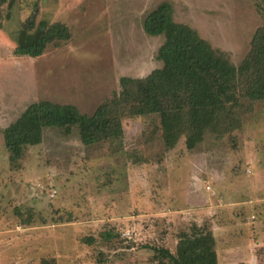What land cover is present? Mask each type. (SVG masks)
<instances>
[{"label":"rangeland","instance_id":"rangeland-1","mask_svg":"<svg viewBox=\"0 0 264 264\" xmlns=\"http://www.w3.org/2000/svg\"><path fill=\"white\" fill-rule=\"evenodd\" d=\"M165 2L235 66L264 25V0H0V264H161L153 249L175 251L195 225L214 233L218 264H264V204L247 200V184L264 191V101L240 130L208 133L192 151L184 140L167 149L159 117L143 116L93 146L45 129L40 145L10 162L3 132L30 104L93 115L122 77L163 66L165 38L148 36L144 22ZM30 19L66 25L71 40L17 57ZM240 198L249 205L233 203Z\"/></svg>","mask_w":264,"mask_h":264},{"label":"trees","instance_id":"trees-1","mask_svg":"<svg viewBox=\"0 0 264 264\" xmlns=\"http://www.w3.org/2000/svg\"><path fill=\"white\" fill-rule=\"evenodd\" d=\"M144 31L150 37L165 38L158 52L161 68L144 78L122 77L120 92L103 102L93 115L82 114L72 104H30L3 132L10 162L17 165L29 147L40 145L45 129H58L66 136L76 132L83 145L93 146L122 138L124 122L143 116L159 117L167 149L184 140L192 151L208 133L222 138L240 130L255 104L264 101V25L255 33L250 52L239 66L196 28L178 23L170 2L147 16ZM70 40L66 25L37 24L30 19L19 32L15 55L38 58L49 47L60 48ZM87 243L93 244V240ZM216 246L212 230L207 225H195L189 233L181 234L175 251L153 250L161 264H218ZM40 264L56 263L45 260Z\"/></svg>","mask_w":264,"mask_h":264},{"label":"crops","instance_id":"crops-1","mask_svg":"<svg viewBox=\"0 0 264 264\" xmlns=\"http://www.w3.org/2000/svg\"><path fill=\"white\" fill-rule=\"evenodd\" d=\"M247 191H248V195H249V198H247V200H248V202L250 203L251 201V205H254L255 204V202H254V200L256 201V203H260L261 202V204H264V191L262 190L260 193H262V194H259L258 192L259 191H256V192H254L251 188H250V186H249V184H247ZM248 202H245V203H242V200H241V198L240 199H236L235 201H233V203H235V205H238V206H240V205H242V204H245V205H249V203ZM255 206V205H254ZM262 206V205H261ZM247 207H249V206H247ZM264 210V207H261V211H263ZM263 215L262 216H264V212L262 213ZM264 222V221H263ZM262 222V223H263Z\"/></svg>","mask_w":264,"mask_h":264}]
</instances>
